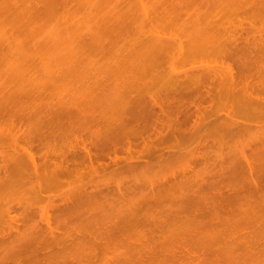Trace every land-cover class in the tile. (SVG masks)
Masks as SVG:
<instances>
[{
  "label": "rangeland",
  "instance_id": "obj_1",
  "mask_svg": "<svg viewBox=\"0 0 264 264\" xmlns=\"http://www.w3.org/2000/svg\"><path fill=\"white\" fill-rule=\"evenodd\" d=\"M29 1L30 6L32 3H37L36 0L35 3ZM29 1L14 0L13 2L16 3L14 4L9 0L12 3L8 2L7 6L10 11L14 8L16 10L18 7V9L23 7L26 10L27 6L29 8L27 4ZM38 1L43 5L42 0ZM54 1L52 0V2ZM117 1V7L115 2H112L115 6L111 4L110 6H113L111 9L115 8L114 11L117 12L116 8L119 6L121 10H118L123 11L126 15H123V12L117 13L123 16L122 19L124 18L123 20L126 22L117 20L120 22V24L117 22V25L111 17L114 11H110L111 9L108 8L107 11L112 12L109 15L104 10L103 12L111 17V20L109 18L107 20L110 21V25L107 26L113 30L105 29L106 33H100L98 29H95L98 24L99 27L96 28H101L97 17L102 11L97 14L95 11L81 6L78 0H72V3H76L73 6H71L70 0L68 1L70 6L65 4L67 2L60 3V6L51 5L53 8L49 9L47 13L62 11L64 14L63 11L68 7L66 11L72 9L73 11L70 12L75 13L73 16L80 13L78 17L81 19V23L86 22L85 26H89L84 28L81 24L82 28L86 30L80 28L69 33V35L77 33L79 38L76 37L79 43L71 41L74 38L71 35L73 38L70 40L71 44L66 45L67 48L73 50L74 47H80L79 51L83 52L79 54L70 52V57H75L72 64L69 62V56H61L57 53L61 49L59 48L61 43L58 47H54L58 49L55 50L56 53L53 51L54 48L51 52L59 59L63 57V61L68 67V62L71 65V69H69L72 73L68 72L69 70L65 67L66 69L61 71V74H57L66 75L67 71L69 73L67 75L73 76L68 77L67 81L65 80L63 83L59 82L63 84L62 86L57 82L60 87L57 83V85L53 83L52 90H49L52 86L50 83L49 88L46 87L48 88L47 92L42 90L40 93V91H36L38 89L36 86L40 85L41 89L46 85H36L37 83L35 84L33 79L36 78L38 81L39 78L41 80L44 76L47 77L46 75L51 76L50 73L44 74V72L51 71L54 66L50 60L46 61V69H44L45 64L40 65L44 67L42 69L38 63L37 66L44 72L36 69L35 74L30 75L29 71H26L29 76L26 73L18 78L16 76L18 81L24 80L22 84L24 86H20L22 82L18 83L22 87L18 88L22 90V96H19L23 102H18L16 105L20 111L13 109L16 106L11 107L13 102L10 103L9 97L6 98L8 100L6 106L0 102V106L6 107V110H2V114H0V159L12 158L16 152L10 154L12 153L10 148L14 149L16 145V150H19V147L22 151L28 150L30 153H27L35 157L34 162L37 161V165L29 164L34 166L33 170L28 169L22 173L8 168L0 161V195L3 194L0 197V213L2 212L0 216H8L11 226L14 227L9 228L10 223L7 222V218L6 223L3 221L4 219L0 220V264H264V64H260L262 59L259 58L264 56V54L262 55L264 50L261 49L259 57L254 53L259 49L254 46L257 44L260 47L259 44L264 39L260 41L258 38L260 42L257 41L256 44L252 43L251 45L250 42H253L254 38H250L252 41H249L248 37L247 40L241 34L245 33V36L249 34L248 36L252 37L262 34V37L263 29L258 30L260 33L255 29V31L251 30L252 32L248 30L249 33L246 34L248 31H242V28L241 33L237 32L239 35L235 34L237 37H244L243 41H246L242 42L245 45H250V47L254 45V48L249 47L250 51L243 50L249 51L255 58L258 57L260 62L253 57V61L254 59L258 61H256L257 64H250L252 60L250 59L249 64L247 62L244 66L242 64L246 59L241 60L243 62L239 64L234 61V57V60L225 57L224 59L227 60L224 61L222 57L230 56L229 54H233L234 50L225 55L215 54L213 55L215 59L214 57L210 58L214 52L212 54L206 52L209 54H206L207 56L204 52L199 53L203 54L201 56H206L201 58L196 52L199 56L193 57L194 53H191L196 50L193 48L194 46L190 45L193 50L188 53L193 59L189 55L188 58L191 60L180 61L182 59L180 57L178 61L177 49H175L177 52L173 50L176 54L171 52L172 56L175 54L173 57L168 56L170 53L167 55L164 52L162 53L165 58H162L161 54L157 56L160 59L156 57L158 54L150 57L148 53L153 51H150L149 46L145 47L150 52H147V49L144 54L148 55L147 58H144L145 56L143 57L140 53L143 54L144 47L141 46L143 49L141 50L139 44L135 43L140 39L143 40L144 38L141 37L150 34L151 31L148 33V29L147 32L143 31L146 32L145 35L141 34L143 32L140 33V31L148 24L144 25L141 30L138 26L139 22L135 23L141 18H137L135 14L133 15L136 18L131 15L132 12L136 13L133 11L135 9L131 8L133 6L137 8V3L139 4L140 0H135L137 7L131 4L134 0L131 2L128 0L130 4L126 0L128 4L119 0L118 3L123 4L122 7ZM153 1L158 2V0H146L144 3L151 4L147 10L154 12L157 10L160 13L158 15H162L159 16V19L161 17L160 22L157 18V22L152 21L155 22L156 29L160 28L158 31L152 26L155 30L154 34L165 37L170 34L169 38L172 36L171 39L176 38L180 34L179 32L185 33L186 38L183 35V41L188 39L186 33L191 29L188 30L184 25L185 32H183L184 30L180 31L179 29H182L183 26L178 28L179 25H182V21L179 22V20H183V24H186V19L191 20V15L189 16L191 11L199 12L201 10L200 12H204L200 4H194L196 5L195 9L188 13L186 11L190 9V6L188 9L186 4L191 5L192 2L187 3L184 0L183 5L181 3L183 0L181 2L176 0V5L180 6L178 12L184 10L187 17L184 16V19L180 16L181 13H177L176 8L173 9L174 4L171 6L166 2L167 6H171L170 10L173 9L172 13L169 12V15L171 14L169 16L164 14L163 7L158 10L155 3L152 4ZM173 1L170 2L174 3ZM216 1L210 2L216 5ZM22 2H26L27 6L20 7ZM178 2L183 6L181 7ZM198 2L200 3V0ZM8 3L5 2V4ZM5 4L2 5L5 6ZM35 5L38 7V3ZM131 5L132 7H130ZM152 5L155 9L152 8ZM194 5L191 7L194 8ZM7 6H5V11L8 9ZM139 6L141 5L139 4ZM44 8L46 9V7ZM166 8L164 9L168 10L169 7ZM129 9L131 11L128 12ZM137 9L138 14H136L140 16V7ZM35 10L36 12L32 11L38 13L36 15L39 19L41 17V21L43 18L47 19V14H40L39 10L38 12L37 9ZM81 12L86 15L82 16ZM154 12H152V16H154ZM198 12L196 16H193L204 15ZM71 13L69 15L72 16ZM60 14L59 17H70L67 14H64L65 16ZM87 14L88 17L95 18H88ZM50 16L49 18H53ZM53 16L55 17V14ZM101 16L99 17L103 19L104 15ZM78 17L73 19L77 20ZM133 17L135 21H133ZM169 18L179 19V25L176 23L179 34L176 35L171 30L176 27L163 23L166 22L165 19ZM241 18L238 19L244 22V24L240 22L242 25H245V22L249 20H244L246 17ZM5 19L7 18L5 17ZM90 19L94 21H87ZM195 19L193 18V20ZM64 20L71 24L73 21L66 18ZM43 21L45 23L46 20ZM54 21L53 23L57 20ZM221 21L223 22L222 19ZM236 21L238 20L231 22L237 24ZM249 21L254 23L259 21L260 27H263L260 20L250 19ZM78 22L80 23V21ZM220 22L217 24L223 26L221 30L225 25L230 24L228 20ZM51 23L52 21L48 25L59 26L56 23V25ZM107 23L105 22L103 26H106ZM153 23L150 22L152 25ZM246 23L252 25L249 22ZM93 25L95 27H92ZM160 25L161 27H159ZM218 25L205 29L206 34L200 30L202 31L200 34L204 33L209 41L213 42L223 36L224 39L221 38V42L226 40L228 43L229 36L235 33L231 30L240 28V24L232 29V26L230 28L226 26L224 30L229 31L228 29H230L232 33L226 32L227 34L222 35L224 31L220 32V29H217ZM255 25L259 26L258 23ZM163 28L169 31H164ZM196 31L199 32L195 29L192 30L194 33ZM83 32L88 34H83ZM198 34L196 35L199 37L197 42L203 37L200 39L201 35L198 36ZM67 35L68 33L66 34L67 39L64 40L70 39ZM150 36L148 37L150 38ZM237 37L232 38L239 39L241 43L242 38L237 39ZM85 38L87 42L84 44L92 43L87 46L82 45V40ZM179 38L180 36H177V42H179ZM194 38L196 39L195 35L189 41L193 42ZM207 38L205 39L208 40ZM231 40L234 42L233 39ZM96 43L99 45L97 46ZM180 43L184 47L182 41ZM203 43L207 45L205 42ZM261 43L264 45V42ZM133 45L139 47H133ZM234 45L236 46V44ZM245 45L243 48L247 49ZM231 47H233V43ZM136 49L141 56L136 54L138 57L136 55L129 57L131 56L129 54L125 58L127 50L132 53ZM63 50L66 52L65 49ZM62 51L60 50V52ZM184 57L186 56L184 55ZM247 57L244 56V58ZM161 59L167 61H160V63ZM221 60H223L222 63ZM174 64L178 69H175ZM0 65V69L3 67L6 69V65L3 63ZM227 67L233 70L225 73H232L236 79L240 78V87H235L240 92L235 89L230 90L231 92L228 91L233 88L232 85L237 86L238 83L228 86L229 89L226 86L227 89L222 88L224 85L218 84L219 86H217L215 82L192 83L193 85L189 83L173 87L172 82L170 83L167 79H170L171 73L174 74V72L180 74L188 70L190 74L196 69L194 72L197 73L201 68H210V71L220 69L225 71L228 70ZM59 68L58 66V70L62 69ZM37 71L40 76L43 75L35 77V75L38 76ZM170 71L173 72L170 73ZM236 72L240 74L239 78L236 77L238 75ZM5 73L7 76L11 74H8L7 71ZM185 73L187 74L185 75ZM51 74L53 73L51 72ZM165 74L168 75L166 79ZM4 75H0V77ZM33 75L35 78H32ZM180 75L183 76L182 73ZM187 75L188 72H184V76ZM7 76H4L3 82L7 79L12 82L10 79L15 78H9L11 75ZM185 77H182V80ZM28 78L30 81L27 80ZM70 79L71 81H69ZM50 80L48 81L50 82ZM13 81L15 80L13 79ZM43 81L41 80L39 83H44L46 80ZM74 81L77 85L80 82L79 87L81 86L85 92L80 88V92H82L75 91L77 93L74 94L69 90V87V89L64 87L67 83L72 85ZM11 82H7V84H11ZM31 82H34V85ZM54 85L59 88L55 87V90ZM85 86L92 88V92H87L90 88H83ZM0 87L2 88L0 90L2 98L3 90L6 88L5 86ZM71 87L74 89L73 86ZM9 88H11L12 95L15 89L7 86V89ZM18 88L16 86V89ZM62 89L65 90L66 95L61 91ZM233 91H237L238 94ZM16 93L15 91L14 94ZM28 93L30 94L28 95ZM243 93L258 99L257 104L250 107L243 97ZM4 96L6 95L4 94ZM7 96H9V91ZM59 96L64 98L60 99ZM73 96L76 97L71 98ZM6 100L4 99V102ZM22 104L24 107L21 108ZM3 106L1 107L3 108ZM8 108H12V110ZM5 129L9 132L11 129L13 133H8ZM3 131H6V134ZM22 146L24 147L22 148ZM238 154L245 155L244 161L243 157L240 159L237 156ZM21 169L20 167L19 170ZM5 206L13 207L14 211H11V207Z\"/></svg>",
  "mask_w": 264,
  "mask_h": 264
},
{
  "label": "bare ground",
  "instance_id": "obj_2",
  "mask_svg": "<svg viewBox=\"0 0 264 264\" xmlns=\"http://www.w3.org/2000/svg\"><path fill=\"white\" fill-rule=\"evenodd\" d=\"M0 1H2L1 3H0V5H2V4H5V2L6 3H8L9 2V0L7 1V0H0ZM12 2L14 1V0H11ZM26 1H29V0H26ZM31 1H34V3L37 1V3H38V7H36V5L35 4H37V3H35V4H33L32 2V6H30V1L27 3L28 5H29V8H28V6L26 5V2L24 3V2H22V4L20 5V7L21 6H24V7H26L27 6V9L26 10H24L23 9V7H21V9H18V8H16V10H14V9H12L11 11H13V12H11L10 10H9V6H7V5H9V3H12V2H9L8 4H5V6H7V10L5 11V9H6V7L4 6V5H2V6H4V7H2V6H0V63H3L4 65H6V69L4 68H2V69H0L1 71V73H0V75H4L5 77L7 76L6 74L7 73H5L6 71L7 72H9L8 74H10L9 76H7V77H9V78H11V77H15V78H13L15 81H13V79L11 78L10 80H12V82L11 81H8V79H7V81H2V79H4L5 77L3 76V77H0V86H2V87H4L5 86V88L7 89V86L8 87H13L14 89H15V91L18 93H16V94H14L15 93V91H14V89L12 88V90L14 91L13 93H12V95H11V93H10V90H11V88H9V89H7L8 91H9V96H7L8 95V91L6 90V89H4L3 91H4V93L2 94V98H1V100H0V102H2V103H4L3 105L4 106H6V103L8 102V100L10 99L11 101H10V103H12L11 105V107L13 108V106H16V105H18V102H23L22 100H20V96H22L21 94V92H22V90H20L22 87H20V86H24V85H22L23 83H24V80H22L21 79V81L20 82H22V83H20L17 79H16V76H17V78L18 77H21V76H23L25 73H26V71L28 72L29 71V73H30V75H32V74H35L36 73V69H39L38 71H42V72H44L42 69L44 68V69H46V61H48V60H50L51 61V63L53 64L52 66H54L52 69H51V71H49V70H47V71H45L44 72V74L45 73H50V75L51 76H49V75H46L47 77H45L44 76V78H42L41 80H46V81H48L49 79H51L50 80V82L48 83V82H44V83H46V84H44V83H39L41 80H40V78L38 79V81H37V79L35 78V77H41L40 76V74H39V72H38V76H36L35 75V77H34V75L32 76V78H35V79H33V81H35V84L36 85H38V84H42L43 86L44 85H46V86H44L45 87V89H43L42 87H41V89H40V85H38V86H36L38 89L36 90V91H40V93H42V90H45L46 91V89H48L49 88V84L51 83V85L54 83V84H56L57 82L59 83V82H61V83H63V81L65 82V80L67 81V79H68V77H70V76H73V75H71L70 74V76L69 75H67V74H69L68 72H70V73H72L71 71H70V69H71V65H70V63L72 64L74 61H75V57H70L71 55H70V52H75V53H83V52H81V51H79V48L80 47H74V49L72 50V49H70L69 50V48H67V46H69L70 44H71V41H75L76 42V44H78L79 42H77V41H79L78 39H77V37H78V35H77V33H72L71 35L75 38H73L71 35H69V33H70V31H72V30H79L80 28L81 29H84L85 27H89V26H85L86 25V22L83 24V23H81L82 21H81V19H79V14L78 15H74L73 16V13H71L73 10L72 9H69L68 11H66L67 9H68V7H66L65 8V11H63V13L64 14H67V15H69L70 13L72 14V16L71 15H69L70 17H59V14L62 16V15H64V14H62V11L61 12H51V14H49V13H47V11L49 10V9H51V8H53L52 6H54V4H57L58 6H60V3H62V2H64V0H60L59 2L57 1V0H55L54 2H52V0L50 1V0H42L41 2L43 3V5L41 4V3H39L40 1H38V0H31ZM69 1V0H68ZM67 0L65 1V2H67V3H65L66 5H68V6H70L69 4H70V2H68ZM71 1V6H73V4L74 3H72V0H70ZM78 1H80V5L82 6H84V7H86V8H89L90 10H92V11H95L96 13L98 12V13H100L101 11H102V13H100L101 15H104L103 16V19H101V15L100 14H98V17L97 18H99V20H98V22L101 24L100 26H101V31H100V29L99 28H96V27H99L98 25H96V27L93 25L92 27H95V29H98V31L101 33V32H105L106 33V30L107 29H109L108 31H111L112 29L111 28H109V26H107V25H110L109 24V22L110 21H107V20H109L111 17L114 19H112V21H114V23H116L117 25H118V23L117 22H119L120 20H122V22L124 21V22H126V20H123L122 19V17L123 16H121V15H119V13H122L123 11H119V10H121V8H119V6H118V8H116V10H117V12H119V13H117V12H115L114 11V9L115 8H113V10L111 9L113 6H115L116 5V0H78ZM119 1V0H118ZM118 1H117V3H118ZM123 2L125 1V0H122ZM127 2H131L132 0H126ZM124 2L125 4H128L127 2ZM146 1V0H145ZM144 1V2H145ZM170 1H173V0H169V1H167V0H158V2H152V4H154V5H156L157 7L156 8H159L158 10H160V9H162V7H163V12H164V14H168L169 15V12L171 11V13L173 12V9H175L176 11H177V13H181L180 14V16H182L184 19H185V17H187V13L186 12H190V10H194L195 9V7H196V5L197 4H200V7L202 8V10L204 11L203 13L202 12H200L201 10L200 9H197V10H200L199 12L200 13H202V14H204L203 16L201 15L200 16V14H198L199 15V17H195L196 15H197V12L198 11H191V13H189V16L191 17V20L189 19H186V21H189V22H186L185 20V23L186 24H189V25H186V24H183V20H179V19H176L175 20V18H169V19H165L166 20V22H163L164 21V17H165V15L162 17V19H163V23H167L168 24V26H173V27H176L175 29H171L172 31H174L173 33H175L176 35L177 34H179V35H177L178 37L180 36V38H181V40H180V38L178 39L179 40V42H177V36H176V38H173V39H171L172 38V36L169 38V36H170V34H168L169 36H167V37H165V36H161V35H159V34H154L155 33V30H158V31H160V28H157L156 29V27L157 26H155L154 25V23L152 22V21H156L157 19H159V16H162V15H158V13L159 12H157V10H155V12H157V13H155L154 11H149V10H147V8L149 9L150 8V6H151V4L150 3H147V5H145L146 3H144L142 0H140V5L141 6H139V4L137 3V5H138V7H137V5L135 4V0L131 3L132 5H136V7L137 8H139L140 7V10H142L141 11V14H140V10H139V15L140 16H138L137 14V8H134V6H133V8H131V9H135V10H133L134 12H136V13H131V15L132 16H134L133 14H135L136 15V17L138 18V17H140L141 19H138V21H136L135 23H137V22H139V24H138V26L140 27V29L142 30V27L144 26V25H146V24H148V25H146V26H144L143 27V30L142 31H140V33L141 32H143V31H146L147 32V30H148V33H149V31H151L152 32V35L150 36V34H151V32H150V34H148V35H145V33L146 32H143V33H141V34H143V35H145L144 37H141L143 40H139V41H137V43H135V44H139V46H137V45H133V47H135V46H137V47H139L141 50H143L142 49V47H144V50H143V54L145 53L146 54V51H147V49L148 48H150L151 50L150 51H153V52H151V53H148V54H150V57L151 56H153L154 54L156 55V54H158V55H156V57L157 56H159V54H161L160 56L162 57V58H165V56H164V54L162 53V52H164V53H167V55L170 53V55H168V56H172L171 55V52L173 51V50H175V49H177V54L179 55V58H178V61L180 60V57L182 58L180 61H182L183 59H190V58H188V55H189V53L188 52H192V50H193V48L196 50V51H194V52H190L191 54H193L192 56L194 57V56H199L200 54L199 53H205V55L207 54V55H209V54H212V52H214V54H212V56L210 57V58H213L214 56L213 55H215V54H217V55H225V54H229V53H231L233 50L235 51V52H238L237 54L235 53V52H233V54L231 53V54H229L230 56H221L222 58H223V60L225 61V60H227V59H230V60H234L235 62H238L239 64H242V62H243V64L242 65H244L245 66V64L248 62V64H249V60L250 59H252L251 60V62H250V64H257V62L259 61V59H258V57L260 56H258V54H261V52H262V50H264V45H261L262 43L261 42H264V41H261V39H264V35L261 37V35L259 36L258 35V37L256 36V35H253L254 37H252L251 35V37L250 36H248L249 34V31L250 32H252L254 29L256 30V32H259L258 30H260L261 31V29H263V32L261 31V33H264V0H218V1H220V2H217L216 0V5H214V3H212L213 2V0H200V3L197 1V0H193V1H191V0H189V2H188V0H186V2L187 3H190V2H192L191 3V5L189 4H186L187 5V8L189 9V6H190V9L188 10V11H184V10H181V8H180V10L181 11H183L185 14L183 15V12H181V11H179L178 12V10H179V8L178 7H180V6H178V5H176V0L175 1H173L174 3H171ZM210 1H212V2H210ZM112 2H115V5H114V3H112ZM121 2V1H120ZM130 2H129V4H130ZM170 4L171 6H173V4H174V8L173 9H171L170 10V5L169 6H167L168 4ZM170 2V3H169ZM180 2H181V0H180ZM196 2V3H195ZM14 4H16V3H19L18 1H16V3L15 2H13ZM51 3H53V4H51ZM63 3V4H64ZM158 3V4H157ZM179 3V2H178ZM177 3V4H178ZM181 3H183V5H184V3H185V1L183 0V2H181ZM181 3H179L180 5H181V7L183 6ZM111 4H113V6L111 7L110 5ZM119 5H121V7H122V5L123 4H120V3H118ZM165 4V5H164ZM194 4H196V5H194ZM219 4H221V5H219ZM10 5H12V4H10ZM52 5V6H51ZM74 5H76V3L74 4ZM132 5L130 6V7H132ZM148 5H149V7H148ZM154 5H152L153 7L152 8H154ZM159 5V6H158ZM192 5H194V8H192L191 6ZM146 6V7H145ZM165 6V7H164ZM177 6V7H176ZM221 6V7H220ZM223 6H225V7H223ZM36 7V8H35ZM40 7H42V9H40ZM44 7H46V9L44 8ZM49 7V8H48ZM62 7V6H61ZM116 7H117V5H116ZM166 7H169L168 8V10H165V9H167ZM33 8V9H32ZM108 8H110L109 10L110 11H114L113 12V14L111 15V13L112 12H108L107 11V9ZM165 8V9H164ZM198 8V7H197ZM17 9H18V11H17ZM35 9H37V12H38V10H39V13L41 14V13H45V14H47L48 16H47V19L46 18H43V20H46L45 21V23H44V21L42 20H40L41 19V17H40V19H39V17H38V15H36V14H38V13H35L36 12V10ZM119 9V10H118ZM131 9H129L128 10V12L129 11H131ZM155 9V8H154ZM153 9V10H154ZM32 10H34L35 12H33ZM40 10H42V12H40ZM45 10V11H44ZM105 10V11H104ZM175 10H174V12H175ZM9 13H8V12ZM15 11H17V12H15ZM71 11V12H70ZM75 11V10H74ZM78 11V10H77ZM107 12L109 15H111V17L109 16L108 17V15L106 14V13H104V12ZM7 12V13H6ZM66 12V13H65ZM70 12V13H69ZM152 12H154V16H155V14H156V16L154 17V16H152ZM161 12V11H160ZM166 12V13H165ZM196 12V13H195ZM198 12V13H199ZM12 13V14H11ZM18 13V14H17ZM69 13V14H68ZM104 13V14H103ZM116 13L119 15V18L116 16ZM127 13V12H126ZM176 13V12H175ZM176 13V14H177ZM195 13V14H194ZM55 14V17L53 16ZM58 14V15H57ZM75 14V13H74ZM81 14H83L82 12H81ZM89 14V13H88ZM87 14V17L90 15H88ZM150 14H151V16H150ZM160 14V13H159ZM161 14H162V12H161ZM5 15V16H4ZM10 15V16H9ZM13 15H16V16H13ZM51 15V16H50ZM85 15H86V13H85ZM84 14L82 15V16H85ZM123 15H126V14H124V12H123ZM171 15V14H170ZM169 15V16H170ZM193 15H195V16H193ZM49 16L50 17H53V18H49ZM58 16V17H57ZM65 16V15H64ZM78 17L77 18V20L78 21H80V23L76 20V19H73V18H76V17ZM99 16H101V17H99ZM106 16H107V18H106ZM121 16V17H120ZM158 16V17H157ZM178 16V15H177ZM185 16V17H184ZM188 16V17H189ZM192 16H193V18L195 19V20H193V18H192ZM219 17V18H216V17ZM5 17L7 18V19H5ZM9 17V18H8ZM91 17V16H90ZM90 17H88V18H90ZM105 17V18H104ZM116 17H117V19H116ZM125 17V16H124ZM135 17V16H134ZM133 17V18H134ZM135 17V18H136ZM241 17H246V19L244 18V20H247V19H251V20H253V21H255L256 19L257 20H260L262 23H261V26H263V27H260V22L258 21V22H255L256 24L258 23L259 24V26L258 25H255V23L254 22H250L249 20L248 21H246V22H249V23H251L252 25H248L246 22H245V25H242V24H244V22H242L241 21ZM11 18V19H10ZM72 19L73 21H72V24H71V22H69V23H66L67 21L66 20H64V19ZM92 19H94L93 18V16L91 17ZM109 18V19H108ZM135 18H134V20L133 21H135ZM157 18V19H156ZM214 18H216V19H214ZM225 18V19H224ZM238 18H241V19H238ZM252 18H254V19H252ZM49 19V20H48ZM63 20L62 21V23L65 25L66 24V26H64V25H61L60 26V24H62L61 23V20ZM92 19H90V20H87V21H94V20H92ZM160 19H161V17H160ZM158 20L159 22L161 21V20ZM174 19V20H173ZM221 19L223 20V22H226L227 20H228V22H230V24L228 25L227 23H224V24H227V25H225V27L226 26H228L229 28L231 27V29L233 28V27H235L236 25L238 26L239 24V26H240V28H238L237 30L235 29V30H231V31H235V33H232V32H230V29H228L229 31H225L224 29H225V27H224V29L223 30H221V27H223V26H219L217 23H219L220 21H221ZM227 19V20H226ZM5 20V21H4ZM7 20V21H6ZM10 20V22H8ZM53 20H57L55 23L57 24V25H59V26H49L48 24H49V22L50 21H52V23H53ZM76 20V21H75ZM97 20V19H96ZM101 20H103V21H101ZM106 20V21H105ZM111 20V19H110ZM117 20H119V21H117ZM137 20V19H136ZM178 20H179V22H181L182 23V25H179V23H178ZM224 20H226V21H224ZM234 21L235 22V20H238V21H236V22H238L237 24L236 23H232L231 21ZM49 21V22H48ZM68 21H71V20H68ZM116 21V22H115ZM132 21V23H134ZM218 21V22H217ZM60 22V23H59ZM65 22V23H64ZM105 22H108L107 24H106V26H103V25H105L104 23ZM150 22L151 23H153V25L152 24H150ZM157 22V21H156ZM161 22V23H162ZM222 22V21H221ZM220 22V23H221ZM222 22V23H223ZM242 24H241V23ZM51 23V24H52ZM55 23H53V24H55ZM160 23V24H161ZM176 23H178V25H179V27L178 26H176ZM180 23V24H181ZM254 23V24H253ZM50 24V25H51ZM55 24V25H56ZM81 24H82V26L84 27V28H82V26H81ZM119 24H120V22H119ZM124 24V23H123ZM122 24V25H123ZM157 24V23H156ZM223 24V25H224ZM234 24H236V25H234ZM263 24V25H262ZM121 25V26H122ZM129 25V24H128ZM151 25V27L152 26H154L155 27V30H153V28L154 27H149ZM186 26V28H188V30L189 29H191V30H189V31H187L188 33H186V35H188L187 36V38L188 39H184V41H183V35H184V37L186 38V36H185V33L183 34L182 32H179V30L180 31H183V32H185V26ZM219 26V27H217V29H220V32L221 31H224L223 32V34L222 35H225V34H227L226 32H230V33H232V34H230V35H232V36H229V34H228V36L230 37H228L227 39H228V43H226V40H224L223 42H221V38H223L224 39V37L223 36H221V38L220 39H218V40H216V41H209V38H207V35L205 36L204 35V33L206 34V32L204 31L205 29H210V28H213V27H215V26ZM256 26L255 28H253L254 26ZM104 28H103V27ZM121 26H117V27H119V28H122ZM168 26H167V28H168ZM182 26H183V28H182ZM188 26V27H187ZM252 26V27H251ZM107 27V28H106ZM123 27H125V26H123ZM159 27H161V25L159 26ZM177 27L178 28H182V29H177ZM227 27V28H228ZM259 27V28H258ZM242 28H243V30H242ZM246 28V29H245ZM247 28H249V29H247ZM257 28V29H256ZM104 29V30H103ZM106 29V30H105ZM150 29H152V30H150ZM164 29V28H163ZM169 29V28H168ZM198 30L199 32H192V30ZM84 30H86V29H84ZM175 30H177V31H175ZM200 30H202L204 33H202V34H200V32H202V31H200ZM248 31L246 34H248L247 36H245L243 33H241L242 31ZM252 30V31H251ZM254 30V31H255ZM97 31V32H98ZM113 31V30H112ZM161 31H163V30H161ZM164 31H169V30H165L164 29ZM239 31V32H238ZM241 31V32H240ZM62 32V33H61ZM87 32V31H86ZM84 33L83 32V34H88V33ZM97 32H94V33H97ZM177 32V33H176ZM179 32V33H178ZM191 32V33H190ZM241 33L244 37H246L245 39H247L248 40V38H249V41L251 40L252 41V39H253V42H250L251 43V45H252V43L253 44H256L257 43V41H259V39H260V47L256 44L254 47H257V49H258V51H255L254 52V50H253V52L254 53H256L255 54V56H258V57H256L257 59H258V61L257 60H255L256 58L254 57V55H251L250 54V49H249V47H250V45L249 46H247V45H245L244 43V41H246V40H244L243 41V36H240L241 38H242V40H241V43H240V40L238 39V38H240L239 36L237 37L235 34H238V33ZM68 33V38H70V39H68V40H64L65 38L67 39V37H66V34ZM165 33V32H164ZM168 33V32H167ZM172 33V32H171ZM191 35H190V34ZM201 35H199V34ZM225 33V34H224ZM260 33V32H259ZM192 34H194L195 35V37H196V39H195V41H194V39H193V42H191V41H189L190 39H192L193 37H194V35L192 36ZM198 34V36H200V39H201V37H202V39L199 41V42H197L198 41V38L199 37H197L196 35ZM240 34V35H241ZM189 35H190V39H189ZM239 35V34H238ZM65 36V37H64ZM70 36V37H69ZM77 36V37H76ZM148 36H150V38L148 37ZM257 38H256V37ZM232 37H237V39L239 40H236V39H234V38H232ZM248 37V38H247ZM71 38H73L72 40H71ZM79 38V37H78ZM87 38V37H86ZM84 39L85 40V42H84V40H82L83 42H82V45H84V46H87V45H90L92 42H89V43H87V44H84V43H86L87 42V39ZM91 38H93V37H91ZM139 38V37H138ZM203 38H204V40H203ZM205 38H207L208 40H206ZM215 38H217V37H215ZM250 38H252V39H250ZM259 38V39H258ZM77 39V40H76ZM94 39H96V38H94ZM176 39V40H175ZM231 39H233L234 40V42H236V43H234V42H231L232 40ZM258 39V40H257ZM64 40V43H65V41H67V43H65V45H64V43L62 42ZM71 40V41H70ZM98 41H99V39H97ZM97 40H95L96 42H97ZM189 41V42H186V41ZM236 40V41H235ZM254 40H256V41H254ZM88 41H89V39H88ZM142 41V42H141ZM144 41V42H143ZM145 41H147L146 43H145ZM180 41H182V44H184V47H183V45H181V43H180ZM244 43H243V42ZM141 42V43H140ZM203 42H205V44H207V45H204V43ZM61 43V45L59 46V48H61L60 50L62 51L63 49H65V51L66 52H60V50H58L57 48H54L55 46H57L58 47V45ZM99 43V42H98ZM98 43H96L97 44V46L99 45ZM145 43V44H144ZM147 43H149L148 45H147ZM177 43V44H176ZM189 43H192V44H189ZM233 43V47H231V44ZM238 43V44H237ZM5 44V45H4ZM69 44V45H68ZM208 44H210L209 46H208ZM234 44H236V46L234 45ZM241 44V45H240ZM247 44V43H246ZM249 44V43H248ZM67 45V46H66ZM145 45V46H144ZM186 45H190V46H194L193 48H190V46L188 47V46H186ZM200 45V46H199ZM239 45V46H238ZM244 45H245V47H247V49L246 48H243L244 47ZM75 46H77V45H75ZM142 46V47H141ZM148 47V48H146L145 49V47ZM252 46V47H253ZM133 47H131V48H133ZM136 47V48H137ZM199 48L198 50L196 49V48ZM230 47H231V49H230ZM240 47V48H239ZM252 47H250V48H252ZM253 47V48H254ZM54 48V52H55V50L57 51H59V52H57L59 55H63V56H69V62L67 63V64H69V67H68V65H66L65 64V62L63 61V57H61L60 59L59 58H57V57H55V56H53V54L51 53L52 52V49ZM130 48V49H131ZM187 48H189V50H187ZM233 48H235V49H233ZM66 49H68V50H66ZM77 49V50H76ZM84 49V48H83ZM133 49H135V48H133ZM139 49V50H140ZM211 49V50H210ZM237 49H239V50H237ZM240 49H242V50H240ZM249 50L248 52H246V51H244V50ZM262 49V50H261ZM140 50V51H141ZM185 51V54H184V51ZM208 50V51H207ZM210 50V51H209ZM77 51V52H76ZM149 51V49H148V51L147 52H150ZM156 51H157V53H156ZM129 52V53H128ZM133 52H135V53H133ZM132 53L130 52V51H128L127 50V53H126V56H125V58L126 57H128L129 56V54L131 55V56H129V57H132V55H136V54H138V49H136V50H134ZM174 52V51H173ZM199 54H197V53ZM206 52H208V53H206ZM211 52V53H210ZM252 52V53H253ZM56 53V52H55ZM62 53V54H61ZM141 53V55L144 57V58H147L146 56L148 55H143L142 54V52H140ZM175 53V52H174ZM180 53V54H179ZM188 53V54H187ZM247 53V54H246ZM176 54V53H175ZM174 54V55H175ZM181 54H184L186 57H184V55H181ZM190 54V55H191ZM264 54V51H263V53H262V55ZM138 55H140V54H138ZM138 55H136L137 57H138ZM140 55V56H141ZM173 55V56H174ZM189 55V57H192V56H190ZM201 55H203V54H201ZM200 55V58L201 57H206L205 55L204 56H201ZM216 55V56H217ZM237 55V56H236ZM251 55V56H250ZM172 56V57H173ZM183 56V57H182ZM244 56H248L247 58H244ZM149 57V56H148ZM171 57V58H172ZM193 57L191 58V59H193ZM221 57H219L220 59H222ZM227 58V59H224V58ZM233 57H234V59H233ZM250 57H252V58H250ZM253 57L255 58L254 59V61H253ZM55 58V59H54ZM71 58V59H70ZM155 58V57H154ZM157 58H159L160 59V57H157ZM217 58H218V56H217ZM216 58V59H217ZM241 58V59H240ZM259 58H261L262 59V62H260V64L261 63H263L264 64V62H263V59H264V56H261V57H259ZM56 59H58V60H56ZM72 59H73V61H72ZM123 59H124V56H123ZM156 59V58H155ZM190 59V60H191ZM214 59H215V57H214ZM56 62H55V61ZM144 60V59H143ZM145 60H147V59H145ZM152 60H153V58H152ZM189 60V61H190ZM223 60H221V63L223 62ZM240 60V61H239ZM241 60H243V61H241ZM52 61H54V62H52ZM58 61H60V62H58ZM160 61H162V62H164V61H167V60H163V59H161V60H159V62ZM257 61V62H256ZM32 62V64H30ZM33 62H37L36 63V65H35V63L33 64ZM38 63H39V66L40 65H42V64H45L44 65V67H42V66H40V67H42V69L41 68H39V66H37L38 65ZM41 63V64H40ZM161 63V62H160ZM183 64H184V62H182ZM226 63V62H225ZM224 63V64H225ZM28 64V65H27ZM56 64H57V66H56ZM171 64V63H170ZM238 64V65H239ZM259 64V63H258ZM32 65V66H31ZM176 64H174V66H175ZM30 66H31V69L33 68V71L30 69ZM58 66L60 67V68H62V69H60V70H58ZM63 66V67H62ZM240 66V65H239ZM0 67H1V65H0ZM36 67V68H35ZM47 67H49V65L47 64ZM65 67H67V69L69 70L68 72L66 71L65 73H66V75H58L59 73L61 74V71H63V70H65L66 68ZM171 67V66H170ZM70 68V69H69ZM50 69V68H49ZM55 69H57L56 71H54ZM175 69H178L176 66H175ZM204 69V68H203ZM202 68H201V70H203ZM206 69H208V70H206ZM206 69H204L203 71H201L200 69H199V71L196 73V72H194V71H196V69L193 71V72H191L190 74H189V72L190 71H188V70H186V71H184V72H188V75L185 77L184 76V72H181L182 73V75L183 76H181L179 73H177V72H174V74L173 73H171V72H173V71H170V73L172 74L171 75V77H170V79L169 78H167V76L168 75H166L165 74V79L167 78L168 80H169V82L171 83L172 82V84H173V87H177V86H180V85H183V84H197V83H200V84H204V83H211V82H215V84L217 85V86H219L218 84H220V86L222 85H224L222 88H225V86L229 89V87L228 86H230V85H232V84H236V83H238L237 84V86H233L232 85V89L230 88L228 91H232L233 89H235V87H237V88H239L240 86H239V84H240V74L238 73V72H236V74H238L236 77L237 78H239V79H236L233 75H232V73H225V72H229V71H232L233 69H231L230 70V68L228 69V67H227V69L228 70H225V71H221V70H223V69H220V70H218V71H210L209 69L210 68H206ZM3 70H4V72H3ZM180 70V69H179ZM32 71V72H31ZM58 71V72H57ZM181 71V70H180ZM219 71H221V72H219ZM35 72V73H34ZM51 72L53 73V74H51ZM54 72H56V73H54ZM169 72V71H168ZM222 72H224V73H222ZM235 72V71H234ZM58 73V74H57ZM63 73V72H62ZM167 73V72H166ZM28 76H29V74L28 73H26ZM168 74V73H167ZM187 73H185V75H186ZM162 75H164V74H162ZM190 75V76H189ZM67 76V77H66ZM173 76V77H172ZM182 77H185V79L184 80H182ZM48 80H47V79ZM60 78H62V79H60ZM71 78V77H70ZM235 78V79H234ZM24 79V78H23ZM57 79H59V80H57ZM163 79V78H162ZM27 80H29V78L27 79ZM171 80V81H170ZM3 83H5V84H3ZM30 81V80H29ZM52 81V82H51ZM56 81V82H55ZM69 81H71V79L69 80ZM73 81V80H72ZM77 81V80H76ZM76 81H74V83L73 82H71V83H73L72 85H70L69 83H67L66 85H68V86H66V85H64V87H69L68 89L69 90H71V92L73 93L74 92V94L75 93H77V92H75V91H79V93H81L82 91L83 92H85L82 88H81V86L79 87V84L81 85V83L79 82L78 83V85H77V83H76ZM165 81H167V80H165ZM234 81H237V82H234ZM7 82H11V84L10 83H8L7 84ZM17 83V84H16ZM18 83H20L21 85L19 86L18 85ZM31 83H33V85H34V82H31ZM47 83H48V85H47ZM57 83V84H58ZM61 83H59L60 84V86H62L63 84H61ZM76 83V84H75ZM166 83V82H165ZM10 84V85H9ZM28 84H30L29 82H28ZM56 84V85H57ZM59 84H58V86H59ZM177 84V85H176ZM192 84V85H193ZM12 85V86H11ZM17 86V88L18 87H20V89L18 90V89H16V86ZM32 85V84H31ZM41 85V86H42ZM56 85H54V88L56 87H58V86H56ZM76 85V86H75ZM15 86V87H14ZM35 86H32V87H35ZM59 86V87H60ZM71 86H73L74 87V89H72V87ZM172 86V85H171ZM239 86V87H238ZM46 87H48V88H46ZM58 87V88H59ZM63 87V88H64ZM76 87H77V89H76ZM52 88H53V85L52 86H50V89L49 90H52ZM56 88H55V90H56ZM62 88V87H61ZM66 88V90H68ZM80 88L82 89V91L80 92ZM83 88H87V89H89L88 87H83ZM227 88H225V89H227ZM2 88L0 87V90H1ZM26 89V88H25ZM31 89V88H30ZM7 92H6V91ZM33 91H34V89H32ZM57 90H59V89H57ZM91 90V91H90ZM235 90H237V91H239V89H235ZM24 91V90H23ZM27 91H29V89H27ZM33 91L32 92H30L31 94L33 93ZM35 91V92H36ZM61 91H63V93H65V90H61ZM61 91H59V93L60 94H62V92ZM87 91V90H86ZM230 91V92H231ZM237 91H233V92H237ZM47 92V91H46ZM67 92H69V91H67ZM87 92H92V88H90L89 89V91H87ZM86 92V93H87ZM240 92V91H239ZM1 93H2V91H1ZM30 93H28V95L30 94ZM72 93H69V94H72ZM86 93H84V94H86ZM4 94L6 95V96H4ZM237 94H238V92H237ZM244 94V95H243ZM242 95H243V97L247 100V104H249V106L251 107V106H253V105H256L257 104V102H258V99H256V98H254L252 95H250V97L248 96V94H245V93H243ZM20 95V96H19ZM63 95V94H62ZM64 95H66V93L64 94ZM67 95H68V93H67ZM9 97V98H8ZM11 97V98H10ZM60 97V99H63L64 97H62V96H59ZM76 96H73V97H71V98H75ZM6 98H8V100H6ZM78 98H79V96H78ZM248 98V99H247ZM4 99L6 100L5 102H4ZM16 99V100H15ZM252 99V100H251ZM254 99V100H253ZM14 101H16V102H14ZM9 103V104H10ZM16 103V104H15ZM20 104V103H19ZM3 105H1V106H3ZM0 106V114H2V110H6L5 108L6 107H4L3 106V108ZM30 106V105H29ZM32 106V105H31ZM22 107H24L23 106V104H22V106H21V108ZM12 108L10 109V108H8L9 110H12ZM29 108V107H28ZM14 110H19L20 111V109H18V106H16V108H13ZM27 109V108H26ZM4 115V114H3ZM13 115V114H12ZM13 121V120H12ZM2 130H4V129H2ZM1 130V131H2ZM6 130V129H5ZM7 131V130H6ZM6 131H3L4 133L6 132ZM2 132V133H3ZM8 133H10V132H12V130L10 129V132L9 131H7ZM13 133V132H12ZM6 134V133H5ZM5 134H3V135H5ZM10 135V134H9ZM12 136V135H11ZM9 137V136H8ZM12 138H14V136H12ZM11 141V140H10ZM12 141H13V139H12ZM11 141V142H12ZM16 141H17V139H16ZM14 143H16L15 142V140H14ZM19 143V142H18ZM7 144V143H6ZM14 146V145H13ZM18 146H20V145H18ZM16 147V145L14 146V149H11L10 148V152H12V153H10V154H13L14 152H16V154H14L13 156H12V158H10L9 159V157L8 158H3V159H0V161L3 163V165H5V166H7L8 168L10 167L11 169H13V170H15L16 172L17 171H19V172H25V170H31L32 169V167L34 168V166H32V165H29V164H33V165H37L36 163H37V161L36 162H34L36 159H34L35 157H33V155L31 156L30 154H28V153H30V152H28V150H26V151H22V149L20 150V148L21 147H19L18 149L20 150H16L17 149V147ZM24 146H22V148H23ZM9 148V147H8ZM15 150V151H14ZM19 152V153H18ZM23 152H25V153H23ZM28 152V153H27ZM1 154V153H0ZM25 154V155H24ZM240 155V156H239ZM28 156V157H27ZM240 159H241V157H243L242 158V160L243 159H245V155H242V154H238L237 155ZM4 157H6V156H4ZM27 157V158H26ZM0 158H1V155H0ZM26 158V159H25ZM7 160V161H5V160ZM236 159V158H235ZM13 161V162H12ZM244 161V160H243ZM246 161H247V159H246ZM12 162V163H11ZM29 162V163H28ZM248 162V161H247ZM6 163V164H5ZM9 163V164H8ZM35 163V164H34ZM246 163V162H245ZM12 164V165H11ZM26 165H27V167H26ZM29 165V166H28ZM249 165V167H250V164H248ZM17 168H16V167ZM30 166H31V168H30ZM20 167L22 168L21 170H19L20 169ZM37 167V166H36ZM16 168V169H15ZM19 168V169H18ZM37 169V168H36ZM35 169V170H36ZM33 170V169H32ZM1 189V188H0ZM3 189H5V187H3ZM2 194V193H1ZM3 195V194H2ZM2 195H0V197L2 196ZM2 199H4V198H2ZM5 207H7V206H5ZM11 206H9V207H7V208H10ZM13 207H11L10 209H11V211L13 212L14 210L12 209ZM0 214H2V212L0 213ZM4 214V213H3ZM5 217V218H2V217ZM0 216V220L2 221L3 219V221L5 222L6 221V218H7V222H9L10 223V221L8 220L9 218H8V216H6V215H1ZM6 223V222H5ZM10 226H9V228L10 227H12V228H14L13 226H11L12 224L10 223L9 224ZM48 231V230H47ZM50 232H51V230H49Z\"/></svg>",
  "mask_w": 264,
  "mask_h": 264
}]
</instances>
